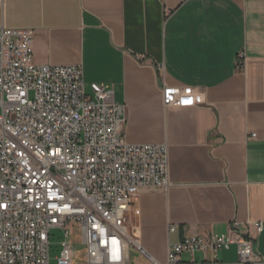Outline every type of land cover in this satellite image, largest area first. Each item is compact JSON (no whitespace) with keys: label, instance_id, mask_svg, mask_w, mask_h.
Segmentation results:
<instances>
[{"label":"crops","instance_id":"crops-1","mask_svg":"<svg viewBox=\"0 0 264 264\" xmlns=\"http://www.w3.org/2000/svg\"><path fill=\"white\" fill-rule=\"evenodd\" d=\"M0 24L35 30L36 64L82 65L88 92L111 89L130 143L168 144L173 186L141 191L131 214L153 257L237 219L264 264V0H5ZM164 87L205 102L165 105ZM74 250L72 264H87ZM182 260L243 264L236 245Z\"/></svg>","mask_w":264,"mask_h":264},{"label":"built area","instance_id":"built-area-1","mask_svg":"<svg viewBox=\"0 0 264 264\" xmlns=\"http://www.w3.org/2000/svg\"><path fill=\"white\" fill-rule=\"evenodd\" d=\"M35 35L0 24V264H72L77 231L87 264H131L133 253L137 264H182L183 253L216 257L232 245L241 263H259L237 219L224 234L185 236L165 262L145 249L131 214L141 191L173 186L168 144L130 143L113 91L94 83L89 93L82 65L36 64ZM237 64L245 66L243 51ZM163 97L165 105L205 102L182 88L164 87Z\"/></svg>","mask_w":264,"mask_h":264},{"label":"rangeland","instance_id":"rangeland-1","mask_svg":"<svg viewBox=\"0 0 264 264\" xmlns=\"http://www.w3.org/2000/svg\"><path fill=\"white\" fill-rule=\"evenodd\" d=\"M90 93V92H89ZM52 244H53V250H57L58 249V244L60 242V238H61V235L57 232L55 233V235L52 236ZM75 247L78 249V250H82L83 247H84V244L82 242V239H81V235H80V232L77 231L76 235H75ZM133 253V252H132ZM55 253H53L54 255ZM132 257H133V254H132Z\"/></svg>","mask_w":264,"mask_h":264}]
</instances>
